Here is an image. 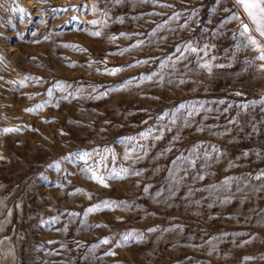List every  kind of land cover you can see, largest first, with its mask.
<instances>
[{
    "label": "rangeland",
    "instance_id": "rangeland-1",
    "mask_svg": "<svg viewBox=\"0 0 264 264\" xmlns=\"http://www.w3.org/2000/svg\"><path fill=\"white\" fill-rule=\"evenodd\" d=\"M243 25L230 0H0V264H264Z\"/></svg>",
    "mask_w": 264,
    "mask_h": 264
},
{
    "label": "snow or ice",
    "instance_id": "snow-or-ice-1",
    "mask_svg": "<svg viewBox=\"0 0 264 264\" xmlns=\"http://www.w3.org/2000/svg\"><path fill=\"white\" fill-rule=\"evenodd\" d=\"M240 4L243 5L245 11L249 15V17L254 21L256 24V31L260 33L261 36H264V0H238ZM19 11L23 12V9H20ZM232 19H236L235 16L231 17ZM93 23H96V21H93ZM244 31L241 33V35H244L249 31L247 25H243ZM92 35L99 36L100 32H93ZM248 44L256 46L258 50L260 51V56L258 57L260 60H264V47H262L257 40L252 38L251 36L248 37ZM189 51L196 52L197 49L194 47L189 46ZM204 67H209L207 64L204 65ZM49 95H51V91H49ZM237 95H240V93H237ZM43 105H37L36 108L33 109H27V111H37L39 108H41ZM5 132L13 131V129H4ZM88 154L85 153L80 157V159H84ZM2 159V157H0ZM88 171H91V169H88ZM261 176H264V173H261ZM261 176H257L256 179H260ZM92 179H95L99 181L101 184H104V178L96 175L94 172L91 176ZM104 207H111L110 204L105 203ZM99 209V206H96L95 208H89L88 211H96ZM129 237H125V240H127ZM109 241L104 240L103 243L107 244Z\"/></svg>",
    "mask_w": 264,
    "mask_h": 264
},
{
    "label": "crops",
    "instance_id": "crops-1",
    "mask_svg": "<svg viewBox=\"0 0 264 264\" xmlns=\"http://www.w3.org/2000/svg\"><path fill=\"white\" fill-rule=\"evenodd\" d=\"M234 7L238 10V12L241 14L251 31L260 39L264 42V36H261L259 32L256 31V24L254 21L249 17L247 12L245 11L244 7L242 4L238 2V0H230Z\"/></svg>",
    "mask_w": 264,
    "mask_h": 264
}]
</instances>
